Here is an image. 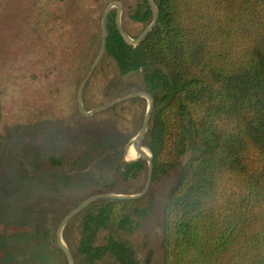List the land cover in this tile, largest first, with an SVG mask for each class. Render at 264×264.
Returning a JSON list of instances; mask_svg holds the SVG:
<instances>
[{
	"label": "trees",
	"instance_id": "16d2710c",
	"mask_svg": "<svg viewBox=\"0 0 264 264\" xmlns=\"http://www.w3.org/2000/svg\"><path fill=\"white\" fill-rule=\"evenodd\" d=\"M154 2L158 23L136 46L124 41L116 20L108 18L105 56L117 62L122 77L143 71L154 99L144 142L154 163L152 187L170 178L190 141L196 152L170 194L166 264H264V0ZM133 19L152 22L147 0ZM3 150L0 131V158ZM48 163L57 171L71 164L57 152ZM110 172L114 181L106 185L108 193L127 195L125 185L139 183L148 163L120 160ZM153 202L148 194L89 205L77 217L74 256L89 264L108 256L117 264H141L120 233L137 230ZM43 221L39 214L37 222ZM103 233L108 235L101 243ZM50 251L65 256L56 231L49 246L21 251L20 264H46Z\"/></svg>",
	"mask_w": 264,
	"mask_h": 264
},
{
	"label": "rangeland",
	"instance_id": "374dc122",
	"mask_svg": "<svg viewBox=\"0 0 264 264\" xmlns=\"http://www.w3.org/2000/svg\"><path fill=\"white\" fill-rule=\"evenodd\" d=\"M143 1L0 0V131L4 136L0 264H20L21 251L49 246L53 232L73 209L89 197L108 194L106 185L114 181L110 166L120 160L132 162L127 154L143 126L149 100L138 97L84 117L78 93L99 53L106 8L113 2L121 4L122 27L136 40L151 23L133 19ZM116 15L113 7L109 18L116 20ZM144 77L143 71L122 77L117 62L105 56L85 88L86 110L147 92ZM55 152L64 153L71 162L66 170L49 165L48 157ZM195 155L190 141L189 152L170 178L151 186L153 207L140 227L120 233L133 244L141 264H166L170 194ZM77 156L81 160L74 165ZM147 175L136 185H125L127 195L141 193ZM39 214L45 215L43 223L37 222ZM52 217L58 220L56 227ZM76 218L63 231L73 255L79 241L80 219ZM107 235L101 234V243ZM51 252L44 257L46 264H69L66 256ZM75 260L89 264L78 256ZM96 264L117 263L108 256Z\"/></svg>",
	"mask_w": 264,
	"mask_h": 264
},
{
	"label": "water",
	"instance_id": "95a60500",
	"mask_svg": "<svg viewBox=\"0 0 264 264\" xmlns=\"http://www.w3.org/2000/svg\"><path fill=\"white\" fill-rule=\"evenodd\" d=\"M147 2L151 8V11L153 14V19H152V22L150 23V25L146 28V30L136 40H133L132 38H130L125 33V31L122 27V24H121V13H122L121 4L119 2H113L106 8V10L103 14V18H102V25H101L102 36H101V46L99 49V53L97 55L96 60L94 61L93 65H92L91 69L89 70L88 74L84 78V80L80 86L79 93H78L79 111L84 117H91L93 115L102 113L104 111H107V110L117 106L118 104L124 103L126 101H129V100H132V99H135L138 97H145L149 100V107H148V110L146 113V117H145L143 126H142L141 130L139 131L138 135L136 136V138L133 142L134 149L139 154V157L137 158V160H143V161L148 163V175H147L146 185H145L143 191L137 195H121V194L108 193V194H99V195L89 197L88 199L83 201L80 205H78L75 209H73L62 220V222L60 223L59 228L57 230V244H58L59 249L64 253V255L69 260V264H76V260H75L73 253L71 252V250L68 247H66V245L64 244L62 237H63L64 229L66 228V226H68V224L74 218H76L80 213H82L89 205H91L92 203L97 202V201H101V200H138V199L144 198L145 196L148 195V193L151 189V186H152L153 174H154V163H153V158H152L151 153H150V156L146 155L145 149H147V148L144 146V142H145V138H146V135L148 132L150 120H151L153 109H154L153 97L147 92L131 93L129 95L121 97L120 99H118L116 101H113L107 105L98 107V108L91 110V111L86 110V108L84 106V102H83L85 88H86L88 82L90 81V79L92 78L93 74L95 73L96 69L99 67V65L101 64V62L103 61V59L106 55L107 22H108V18H109V15H110L112 8L115 7L117 9L116 25H117V29H118L120 35L122 36L124 41H126L128 44L136 46V45H138L144 41V39L149 35V33L156 27V25L158 23L159 10H158L154 0H147Z\"/></svg>",
	"mask_w": 264,
	"mask_h": 264
},
{
	"label": "bare ground",
	"instance_id": "6f19581e",
	"mask_svg": "<svg viewBox=\"0 0 264 264\" xmlns=\"http://www.w3.org/2000/svg\"><path fill=\"white\" fill-rule=\"evenodd\" d=\"M134 148V146H133V144H132V146L130 147V149H129V151H128V156H134V157H136V159L139 157V154L136 152L135 154H133L132 153V149ZM145 152H146V155H148V156H150V152L147 150V149H145ZM136 159H134V160H129V161H135Z\"/></svg>",
	"mask_w": 264,
	"mask_h": 264
}]
</instances>
